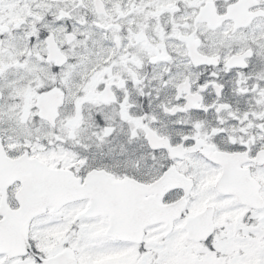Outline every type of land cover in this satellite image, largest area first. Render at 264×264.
<instances>
[{"label":"snow or ice","instance_id":"obj_1","mask_svg":"<svg viewBox=\"0 0 264 264\" xmlns=\"http://www.w3.org/2000/svg\"><path fill=\"white\" fill-rule=\"evenodd\" d=\"M0 264H264V0H0Z\"/></svg>","mask_w":264,"mask_h":264}]
</instances>
